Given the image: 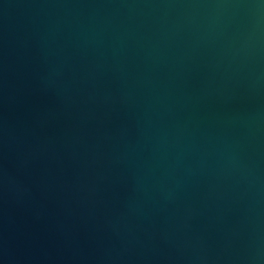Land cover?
Here are the masks:
<instances>
[{
    "label": "water",
    "instance_id": "1",
    "mask_svg": "<svg viewBox=\"0 0 264 264\" xmlns=\"http://www.w3.org/2000/svg\"><path fill=\"white\" fill-rule=\"evenodd\" d=\"M0 264H264V0H0Z\"/></svg>",
    "mask_w": 264,
    "mask_h": 264
}]
</instances>
